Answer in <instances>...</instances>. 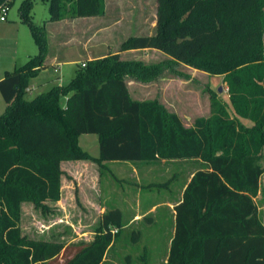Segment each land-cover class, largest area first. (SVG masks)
<instances>
[{"label": "trees", "instance_id": "trees-1", "mask_svg": "<svg viewBox=\"0 0 264 264\" xmlns=\"http://www.w3.org/2000/svg\"><path fill=\"white\" fill-rule=\"evenodd\" d=\"M13 0H0L9 8ZM49 19L101 15L105 0H47ZM151 34L126 38L120 51L155 49L168 57L158 64L122 60L118 53L90 59L67 84L54 85L31 99L26 89L45 67L49 52L44 24L30 16L33 0L18 13L37 53L0 79L6 106L0 115V264H39L64 248L59 240L26 236L21 204L48 211L45 201L61 196V162L94 159L152 162L198 160L176 207V229L166 264H264V225L254 198L264 173V0H156ZM170 63L224 74L234 113L253 122L218 116L196 118L186 127L154 101L133 100L126 76L149 82ZM66 100L63 103V98ZM96 134L93 158L78 143ZM122 213L107 209L94 238L66 264H100L114 242ZM118 232V230H117Z\"/></svg>", "mask_w": 264, "mask_h": 264}, {"label": "rangeland", "instance_id": "rangeland-1", "mask_svg": "<svg viewBox=\"0 0 264 264\" xmlns=\"http://www.w3.org/2000/svg\"><path fill=\"white\" fill-rule=\"evenodd\" d=\"M21 1L13 0L7 11L6 20L0 21V76L3 72V63H10L8 68L12 70L13 61L17 59L18 55L23 54L30 46L36 48L28 27L19 18L18 7ZM156 7V0H105L104 12L101 15L72 17L70 12H63L62 17L54 21L56 23L53 31L54 40L64 46L63 50H66L68 55L72 54L79 61L78 65L67 66V69L79 68L82 62L87 61L88 56L94 59L108 53H118L122 60L142 61L145 64H158L167 61L168 57L156 50H119L121 43L129 36L154 32ZM30 16L35 24L45 25L49 19L47 0H33ZM47 74L49 76L51 74L53 79H55V75H59L55 74L52 69H49ZM224 77V74H212L186 64L170 63L162 74L149 82L139 81L129 76H126L125 80L133 100L156 102L167 114L178 115L186 127L191 126L196 118H204L213 123V120L220 115L236 119L243 126L253 125L249 119L234 113L229 99V87ZM34 94L35 91H32L26 93L25 97L31 99ZM4 108L5 102L0 95V115ZM79 143L82 149L91 156L99 155L96 134H82ZM260 163L264 167V146ZM172 165L165 173L153 175L154 181L158 182L171 178L169 180L170 189L166 192L161 191L162 194L168 196L174 195L176 187L186 178L187 168L185 166H180L178 163ZM119 170V164L110 162L107 167L102 169L103 178L111 182L112 189L122 183L121 180L116 179V177H121ZM65 176L62 183L63 198L67 196L66 188L69 183L68 176ZM124 176L130 175L125 174ZM260 185L261 196L257 198V204L264 221V173L261 176ZM109 193L110 191H107L108 197H114V191ZM48 207L49 210L52 209L50 205ZM47 212L40 207H35L31 202L24 203L20 220L22 233L36 239L59 240L66 244L72 236L76 235V232H82L85 229L93 230L96 225H76L77 231L75 232L74 228L64 223V220L57 219L53 225L50 224L48 222L50 214ZM53 212L58 213L56 208L53 209ZM60 214L57 215L61 216ZM160 229L161 226L156 225L154 231L155 237H158V246H156L153 256L146 255L138 245L126 248L123 241L125 230H122L123 234L118 238L111 252L119 256L120 264H127V255H130L131 264H143L144 261L150 262L149 264H163L162 256L166 251V241L165 233ZM67 259L68 254L65 251L62 258L39 264H65Z\"/></svg>", "mask_w": 264, "mask_h": 264}, {"label": "crops", "instance_id": "crops-1", "mask_svg": "<svg viewBox=\"0 0 264 264\" xmlns=\"http://www.w3.org/2000/svg\"><path fill=\"white\" fill-rule=\"evenodd\" d=\"M55 24L56 23L54 21H48L45 23L49 45V52L45 61L46 65L35 77L31 78L29 86L26 89V93L35 91L34 96L47 91L54 85L67 84L76 74L77 68L74 70H68L67 66L73 64L78 65L79 61L72 54L68 55V52L63 50L64 46H61V43H57L54 40L53 31ZM141 50L155 49L147 48ZM36 53L37 46L35 49L30 46L23 52V54L18 55L17 59L13 61L12 70L23 65L30 56H33ZM90 59L91 57L88 56L86 60ZM9 64L10 63H3V72L0 79L3 77L5 71H12L8 68ZM49 69H52L55 74L57 73L59 75H55V79H53L51 74L50 76L47 74ZM65 100L66 98L64 97L63 103ZM91 157L97 158L98 156ZM108 163L109 162L99 163L94 159L67 160L61 162L60 166L64 173L61 176L60 199L55 202H44L52 208L47 212L50 214L48 222L53 225L57 219L61 221L64 220V223L74 228L75 232L77 231L76 225H96L93 230L85 229L82 232H76V235L72 236L66 242L61 252L53 259L62 258L66 251L68 254V259L65 261L66 264L67 261L71 259L83 245L89 243L94 238L95 229L102 214L107 209L116 207L119 208L122 213V226L117 229L118 232L115 235L114 242L108 249L103 261L100 264H120L121 260L119 256H117L116 253H112L111 250L115 247L118 238L123 234L122 230H125L123 241L125 242L124 245L126 248L138 245V247L141 248L146 255L153 256L156 246H158V237H155L156 233L154 231L156 230V225L161 226L160 230L165 233L166 251L162 256V262L163 264H166L170 244L176 229L175 207L182 202L184 190L194 173L198 170H204L206 167L198 160L174 159L156 160L152 162L110 161V163L119 164L121 177H116V179L122 181L118 187L116 186L115 189H112L113 185L111 182L105 180L102 175V169L107 167ZM174 163H178L180 166H185L187 168L186 178L178 187H176L175 194L168 196L162 194L161 191L166 192L170 189L171 183H169V180L171 178L158 182L154 181L153 175L156 173H165L166 170L171 168ZM125 174L130 176H124ZM65 175L68 176L69 183L66 188L67 196L66 198H63L62 183L64 177H66ZM260 180L258 194L254 198L256 204L257 198L261 196ZM107 191H110V193L114 191V197H108ZM104 196L105 198L103 199ZM24 203L27 202H23L21 204V210ZM257 207L259 219L264 225V221L261 218V210L258 204ZM55 208L58 213H61V216L57 215L58 213L56 214L53 212V209ZM121 250L126 251L125 249ZM127 256L128 258L126 259V262L127 264H131V259L129 258L130 255ZM60 261L62 260L60 259ZM149 263L144 261L143 264Z\"/></svg>", "mask_w": 264, "mask_h": 264}, {"label": "built area", "instance_id": "built-area-1", "mask_svg": "<svg viewBox=\"0 0 264 264\" xmlns=\"http://www.w3.org/2000/svg\"><path fill=\"white\" fill-rule=\"evenodd\" d=\"M8 9L9 8H7L6 6H1V8H0V21H5L6 20ZM81 66H85V62H82ZM111 232H112V234H116L117 233V229L116 228H111Z\"/></svg>", "mask_w": 264, "mask_h": 264}, {"label": "water", "instance_id": "water-1", "mask_svg": "<svg viewBox=\"0 0 264 264\" xmlns=\"http://www.w3.org/2000/svg\"><path fill=\"white\" fill-rule=\"evenodd\" d=\"M219 91H220V88H219Z\"/></svg>", "mask_w": 264, "mask_h": 264}]
</instances>
